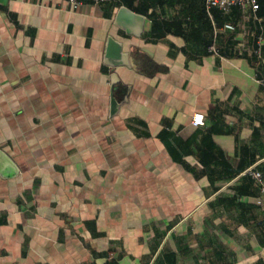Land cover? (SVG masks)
Returning a JSON list of instances; mask_svg holds the SVG:
<instances>
[{
    "label": "crops",
    "instance_id": "0c3cea01",
    "mask_svg": "<svg viewBox=\"0 0 264 264\" xmlns=\"http://www.w3.org/2000/svg\"><path fill=\"white\" fill-rule=\"evenodd\" d=\"M258 3L255 20L203 0H0V264H264L246 173L264 177ZM120 7L140 38L113 24ZM211 33L217 55L186 49ZM109 36L136 70L112 78Z\"/></svg>",
    "mask_w": 264,
    "mask_h": 264
},
{
    "label": "water",
    "instance_id": "95a60500",
    "mask_svg": "<svg viewBox=\"0 0 264 264\" xmlns=\"http://www.w3.org/2000/svg\"><path fill=\"white\" fill-rule=\"evenodd\" d=\"M145 19L143 16L130 11L125 7H120L116 11L113 24L123 31L125 35L140 38L144 31ZM135 59L128 52H124L122 41L112 36L107 37L105 54L102 57V63L112 71V78L115 77L114 70L116 68H126L136 70ZM114 83L112 82V87ZM111 115L115 114L119 108V104L111 96L110 101Z\"/></svg>",
    "mask_w": 264,
    "mask_h": 264
},
{
    "label": "built area",
    "instance_id": "2783aa9c",
    "mask_svg": "<svg viewBox=\"0 0 264 264\" xmlns=\"http://www.w3.org/2000/svg\"><path fill=\"white\" fill-rule=\"evenodd\" d=\"M68 7L70 9H76L82 2H88L91 4H101L104 3L106 0H65ZM204 7L207 12L212 9H217L222 12H228L233 7H238L243 12L248 13V15L255 20L257 19V12L259 9L258 0H203ZM230 28V27H228ZM262 35H258L255 40V48L254 52L257 56L261 55L262 50ZM208 52L217 55L218 52L214 45H211L208 48ZM259 84L264 89V79L259 81ZM191 124L195 127H201L204 125V116L200 113H195L191 117ZM246 173L250 176L259 189V192L264 195V177L260 171H258L255 167H250Z\"/></svg>",
    "mask_w": 264,
    "mask_h": 264
},
{
    "label": "trees",
    "instance_id": "16d2710c",
    "mask_svg": "<svg viewBox=\"0 0 264 264\" xmlns=\"http://www.w3.org/2000/svg\"><path fill=\"white\" fill-rule=\"evenodd\" d=\"M203 10H204V14H205V16L206 15H208V14H212V11L213 10H216V9H212V10H210L209 12H207L206 11V9H205V7H204V4H203ZM258 11H259V9H258ZM207 18V17H206ZM151 22H152V26H151V33H155L157 30H161L162 32H167V31H169L170 29L168 28L169 26H170V24L168 23V22H166V21H160V23H158V19H157V17L156 16H153L152 17V19H151ZM157 22V23H156ZM156 24H158V25H160L159 27H158V25H156ZM210 25V24H209ZM209 28H211V25H210V27ZM210 31H213V29H210ZM213 34L211 33V40L210 41H208V43H204V44H198V45H186V49L187 50H190L191 52H197L196 51V48H204V52H207V53H209L208 52V48L211 46V45H213ZM198 51H201V50H198ZM107 257L108 258H112L113 257V255H112V253H108V255H107Z\"/></svg>",
    "mask_w": 264,
    "mask_h": 264
}]
</instances>
